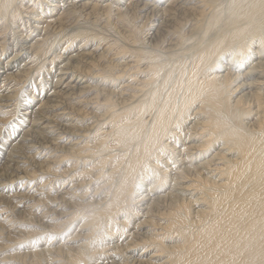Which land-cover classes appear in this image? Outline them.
<instances>
[{"label":"bare ground","instance_id":"obj_1","mask_svg":"<svg viewBox=\"0 0 264 264\" xmlns=\"http://www.w3.org/2000/svg\"><path fill=\"white\" fill-rule=\"evenodd\" d=\"M64 1L0 0L1 48L15 46L10 60L0 62L7 67L4 85L34 77L56 40L67 36L70 44L67 55L54 53L51 60L61 59L56 98L41 100L36 121L24 131L34 136L36 122H47L52 141L29 139L9 179L28 178L39 152L65 151L39 162L46 173L68 155L97 158L83 171L101 180L100 196L80 203L70 187L54 196L63 210L44 213L82 212L80 228H88L70 236L84 242L43 249L51 262L59 257L52 264H264V0ZM44 13L49 19L39 29ZM90 18L115 38L76 26ZM17 33L24 37L16 40ZM21 60L20 70H12ZM19 89L0 94V114ZM72 96L82 108L67 99ZM80 138L89 139L83 150ZM66 140L70 144L61 145ZM93 166L100 169L93 173ZM17 193L7 196L9 207L34 196ZM34 204L25 216L35 214ZM64 223L42 222L33 232L56 235ZM5 236L12 242L28 237ZM40 252L31 264H41Z\"/></svg>","mask_w":264,"mask_h":264},{"label":"rangeland","instance_id":"obj_2","mask_svg":"<svg viewBox=\"0 0 264 264\" xmlns=\"http://www.w3.org/2000/svg\"><path fill=\"white\" fill-rule=\"evenodd\" d=\"M65 1H71V0H65ZM65 1L61 2V4L62 5L65 4L66 3ZM124 2H125V6H126V4L129 3V0H123V3ZM54 4L57 5L58 1L50 3V5H51V6L49 5L50 6V9H49L50 13H51L50 10H52V7H54L53 6ZM57 11L54 10L52 12L53 15ZM48 15H49V13L46 15H45V13L43 14V16H46V17H44V19H42L41 23L39 22V24H40L39 29L41 27H43V25H45V23L43 24V22L49 19ZM0 26H1V21H0ZM27 26L28 25H26L25 28H27ZM76 26L77 27L80 26V28H81L80 30L87 32V34H92V35L98 34V35H104L105 37H110L107 35H112L111 30H109L110 27H107L106 29L102 28V25L100 23L96 24L92 20V18L87 19V20L83 19L80 22H78ZM34 29L35 28H33L32 31ZM28 30L29 29L27 28V31ZM25 34H28V33L25 32ZM36 34H37L36 32L35 33L33 32L32 38L36 37L37 36ZM87 34L84 33V35L73 40L74 42L72 45L74 46V48L77 49V47L81 44L80 42H83L82 40L85 39V37H86L85 35H87ZM22 37H24V35L20 36V33H17L15 35L16 40H19ZM67 38L68 37L66 36V37H63L62 39L60 38V39L56 40V43H55L54 47L52 48V50L49 53H47L46 55L44 53L42 55L43 57L41 56L42 58H40V60L41 59L43 60L40 64L41 70L39 69L38 71H35L33 73L34 77H31V79L30 78L27 79V81H25L26 83L24 82L23 84H21V82H20L17 85L15 84L16 86L14 85L15 87H18V86L20 87V89L18 90V93L13 92L16 96L14 104L11 107H6L4 109L5 112L3 114H0L1 121L3 122L1 125L2 128H0V131L2 132V133L0 132V145H1L0 146V169H1L0 170V181L4 180L7 183L9 182L8 185L5 183V184H1L2 186H0V199H3V201H0V231H2V228L5 227L4 232L0 233V244L5 243V245L0 246V264H31V261H33L34 251L37 249L42 251V253L40 252V263L41 264H52V263L56 262V260L59 259V257L51 262L49 260V258L51 256L50 255L51 252L47 253V251H44L43 249H46L47 246H51V245L56 247L61 243L64 246L66 244L67 247H72L75 244H79L81 242H84L85 240L82 238H76V237L72 238L70 236H73L79 232L80 233L86 232L88 230V228H86V227L80 228L82 223L84 222L82 212H80L81 214L79 213L75 217H72L73 214H71V215L68 214V217L67 216H64L62 218L59 217L61 219L56 217L55 214L53 215L52 212L51 213L48 212L45 215L44 213L46 210H48V208L50 210H52V208L58 207L59 211L63 210V208H64V206L61 208V205H60L63 203L57 204L55 202L54 196H59V195L61 196V194H63V192H65V191H67V189L70 187L75 192L74 194H71L72 197H74V200L77 199L78 202L80 201V203H82L83 201H89L92 198V196H94V195H96V197H98V195H99V191L98 192L96 191V186H98L97 185L98 181L100 182L101 180H97V178H95L97 182H94V180L89 179L91 177V175L87 174V172L83 171L84 168L85 169H91L89 165L93 162L97 163V158L96 159L95 158L90 159L89 157H87L86 161H84V160L77 161L76 156L68 155V157L65 158L60 164L58 163L56 165H53L54 166V168H52L53 170L48 171L47 173H46V171L48 169L46 166L41 168L38 165L39 162L43 161L45 158L47 159L48 155H50L52 157L53 153H57L56 155L64 154L65 151L62 152V148H58L53 153L47 154L46 157H45V153L41 154L40 152L37 154L38 156H34L35 158H33L31 160L34 162L35 166L29 164V165L34 166V167L29 169L30 172H29V177L26 178L27 180L23 179V180H19V181L16 180L17 182L16 181L11 182V180L9 179L14 175L13 170L17 167V161L20 159L19 157L22 154H23L22 157H24V155H26L25 148L27 146V142L29 139L33 138L37 142H40V143H43L46 145L48 144V146L50 145V143H48V142L52 141L53 137H52L51 133H48V130L46 128L47 122H45V123H42V121L36 122V124L33 127V129H34L33 132L35 134L32 132V134H34V136L24 135V131H26L28 128H30L32 126L33 121H36V118L33 116H34V114L37 113V111L39 109L38 107L41 105V100H43V99L47 100L49 97L53 100L56 98L53 95L52 90H54V85L56 83V77L55 76L59 74V72L57 71V68L61 64L60 63L61 59L56 60L55 63H53V64H52L51 60L54 56L53 55L54 53L56 54V53L61 52V54H64V56L68 54L69 49H70V44L68 45L67 43H65ZM110 38H115V37L112 36ZM0 40H3V39H0ZM91 42L94 44V43H97V40H94ZM7 46L8 47H5L4 49H2L1 43H0V48H1L0 49V55H1L0 56V62H3V64L7 60H10V58L14 55L13 53H14V47L15 46L13 45L14 46L13 47L10 44H7ZM24 52L25 51H22L21 55L24 54ZM240 58H241L240 59V61H241L244 57H240ZM18 63L15 62L12 64V66H13L12 70L16 71L18 69V67L20 68V66L22 65V63H24V61L21 60V62H18ZM3 64H0V94L6 93V91L10 92V91H12V89L15 88V87L12 88L10 86L11 84L7 85V83H6L5 84L6 86L3 84L5 71L7 70V67H4ZM16 64H17V66H16ZM225 64H227V63H225ZM247 65L248 64H244L243 66H241L244 73L247 71V68H246ZM19 70L20 69H18V71ZM65 90L66 89H63L61 92L65 91ZM57 91H59V90H57ZM33 93H35V95ZM72 97L73 98H67V99L71 100L74 103V106L78 107L80 105V102L77 101L78 98H74L76 96H72ZM83 97H82V99H83ZM85 97H86V95H85ZM83 104H85V103H83ZM14 105H16V106H14ZM68 105H70V103ZM80 106H81V108L83 107L82 105H80ZM88 109H89V111H94L93 107H91V106H89ZM60 111H61V109H60ZM60 111L58 110V112H60ZM37 115H39V114H37ZM70 115L73 116V114H70ZM73 118H75V117H73ZM92 119L93 118L85 119L84 124L89 123L90 121H92ZM58 121L60 122L61 119H59ZM5 127H7V128H5ZM81 139H83V138H80V140ZM69 140H66V142H62L61 145H65V143H67V146H68L70 144ZM87 140H89V139L84 138L83 142H80L79 144H77L81 150L86 148ZM54 142H57V141L55 140ZM20 146H23L24 149L17 151V148H19ZM56 148H57V146H56ZM88 148L90 149V147H88ZM35 152L36 151L33 150L32 154H34ZM27 154H28V152H27ZM83 155L82 156L85 157V156H89L91 154H87V155L83 154ZM9 158H11V159H9ZM20 160L24 161V158H21ZM94 160H96V161H94ZM93 167H92L93 169L91 171L93 173L97 172L100 169V167H96V166H93ZM106 168L107 167H105V169ZM42 172H44L45 174ZM7 177H8V179H7ZM64 180L65 181L67 180V182L64 183ZM20 181H22V182L24 181V182L21 184V183H19ZM20 184H21V186H20ZM81 184H83L84 186ZM144 184L146 187V183H143V185ZM88 186H90L89 190L87 189ZM26 192L28 195L32 194L34 196H32V198H27V197L21 198L20 201H18L17 203L15 202V204H14V202L10 203V205L12 204L11 205L12 207L8 206L10 198H7V196H11V195H14L16 193L22 194V193H26ZM51 195H52V197H51ZM72 197H70V198H72ZM78 197H79V200H78ZM12 199H15V198H12ZM38 199L39 200L45 199V200L39 201ZM85 199H87V200H85ZM33 203H35L34 204L35 207H34L32 213H35V214L32 215L31 218H29V216H25V212H27L28 207L32 206ZM65 206H66V204H65ZM79 209H80V207H79ZM73 210H74L73 208L69 209L68 213L72 212ZM33 216L36 218H34ZM25 218H27V219H25ZM38 219H40V220H38ZM53 220L56 222L57 221L61 222V223H64V221L66 220L65 223L63 224L64 227L60 230L62 233H57L56 235H54V234H52V232H49L48 229H47L48 231L46 229H40V231H42V233L39 232V233L35 234L33 232V231H35L34 229L38 230L37 224L39 225L42 222H45V224L46 223L48 224L50 221H53ZM9 231H12L14 235H18L21 233L24 234L27 232V236H28L29 235L28 233L29 232H31V233L28 237H24V238L19 237L17 240H15V242L14 241L12 242V241H9L10 239L7 240V238H6L7 236H5L9 233ZM70 245H72V246H70Z\"/></svg>","mask_w":264,"mask_h":264}]
</instances>
